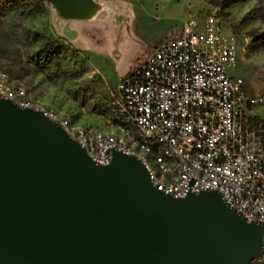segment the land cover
I'll return each instance as SVG.
<instances>
[{
	"label": "water",
	"instance_id": "1",
	"mask_svg": "<svg viewBox=\"0 0 264 264\" xmlns=\"http://www.w3.org/2000/svg\"><path fill=\"white\" fill-rule=\"evenodd\" d=\"M60 34L91 22L100 0H43ZM264 224L215 190L173 197L135 156L95 164L40 111L0 97V264H252Z\"/></svg>",
	"mask_w": 264,
	"mask_h": 264
},
{
	"label": "built area",
	"instance_id": "2",
	"mask_svg": "<svg viewBox=\"0 0 264 264\" xmlns=\"http://www.w3.org/2000/svg\"><path fill=\"white\" fill-rule=\"evenodd\" d=\"M246 36L224 33L217 8L188 16L120 76L105 129L39 105L0 70V97L58 123L98 165L135 156L152 185L175 198L215 190L246 221L264 224V96L231 72ZM252 264H264V248Z\"/></svg>",
	"mask_w": 264,
	"mask_h": 264
},
{
	"label": "rangeland",
	"instance_id": "3",
	"mask_svg": "<svg viewBox=\"0 0 264 264\" xmlns=\"http://www.w3.org/2000/svg\"><path fill=\"white\" fill-rule=\"evenodd\" d=\"M100 1L106 8L94 21L69 23L78 34L71 42L43 0H0V70L8 82L49 111L105 129L118 78L186 17L217 8L224 33L249 40L231 74L246 94L264 96V0Z\"/></svg>",
	"mask_w": 264,
	"mask_h": 264
}]
</instances>
